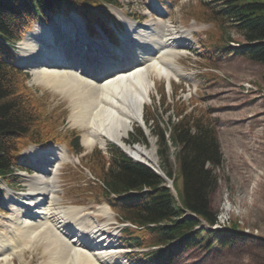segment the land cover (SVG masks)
I'll return each mask as SVG.
<instances>
[{
    "label": "rangeland",
    "instance_id": "1",
    "mask_svg": "<svg viewBox=\"0 0 264 264\" xmlns=\"http://www.w3.org/2000/svg\"><path fill=\"white\" fill-rule=\"evenodd\" d=\"M118 1L124 7L115 9V16L124 15L130 21L134 14L140 16L139 22H144L149 17L150 7L155 3H160L166 10L164 20L170 23L171 27L168 28L170 31L183 29L190 32L191 40L187 43L189 47L179 50V52L185 51L186 55H179L177 61L191 78L181 79L180 82L172 80L171 87H168L163 79L153 77L155 84L150 87V101L144 106L143 117L152 118L154 122L157 120L155 132L167 133L169 131L167 127L176 123L181 117L174 113L175 109L185 102L189 107L187 111L191 109L195 115L201 116L205 123L215 126L221 163L210 170L211 178L216 185L212 186L213 188L208 191L209 194L205 195L209 201L207 206L212 213H215L217 219L230 223L237 221L239 228L250 236L246 242L236 240L233 246H214L208 251L202 248L187 249L182 253L178 264H264V92L261 93L260 99L255 96L254 92L248 93L249 95L245 94L243 98L242 89L239 86L243 80L249 79L258 88L263 87L264 89V67L234 56L233 52L232 54L218 52L213 48H210V51L207 44L208 36L204 33L211 27V23L200 21L191 14V10L198 3L197 0ZM204 1L206 0H201L202 4ZM206 7L209 12L210 7ZM69 13V9H62L57 17L61 16L65 20ZM192 19L196 22L191 23ZM108 23L118 39H121L120 35L125 30L123 23L115 24V26L109 21ZM223 28L231 39L235 41L242 39L230 26L224 25ZM15 52L20 55V58L22 57L16 50ZM19 60L17 57L16 62ZM210 69H215L217 73L215 75L204 74L211 73ZM27 83L41 95L39 98H42L43 106L47 111H51V115L53 114L52 116L59 125L55 135L63 143L55 147L69 146L67 141L63 140L67 131L72 132V135L77 136L78 134L80 151H68V156L65 152L64 163L56 175V188L61 201L58 205L67 208L66 205L75 204L95 218L98 224L107 226L108 221L113 222V217L106 220L100 215L97 205L102 204L103 200L98 201L91 194V181L85 176L82 168H88L84 155L93 151L94 147L95 149L100 148L98 145L86 147L81 144V134L84 129L70 120L72 105L68 97L44 85L33 83L30 77ZM162 91L165 96L164 103L161 101ZM167 104L170 105L169 108ZM50 121L53 122V118ZM137 125H139L138 122L131 125L125 139L126 143L130 145L140 143L148 149L153 143L157 164L170 171L177 181V188L181 189L182 178L179 176V167L176 162V146L169 142L170 147L166 155L161 158L158 150L162 147L158 144V137L145 124L147 131H142V134L146 142L141 141L135 130L138 129ZM108 140L105 141L106 148L108 144H111ZM69 148L72 147L69 146ZM52 150L37 151L41 158L46 151ZM58 150L54 151L59 152ZM37 151L24 150L19 156L20 169H16L13 176H9L7 180L0 179V207L7 205L11 194L20 198V193L25 192L26 182L31 179L26 178L28 174H31L29 169L31 161H35V157L39 159ZM61 151L63 152L64 149ZM33 154L36 155L33 156ZM74 157H78L79 163L73 162ZM32 165L34 166V163ZM90 170L94 177H98L94 170L91 168ZM82 192L86 193L81 195ZM8 212L9 209L0 211V223L5 221L3 216H8ZM108 241L110 242L108 245L124 250L121 241H115L114 237L110 236ZM23 256L24 262H14V264H46L48 254L43 252L42 245L34 244L31 249L24 252ZM119 257L125 264H147L135 253L125 256L120 251Z\"/></svg>",
    "mask_w": 264,
    "mask_h": 264
},
{
    "label": "trees",
    "instance_id": "2",
    "mask_svg": "<svg viewBox=\"0 0 264 264\" xmlns=\"http://www.w3.org/2000/svg\"><path fill=\"white\" fill-rule=\"evenodd\" d=\"M65 1L76 10L88 12L87 7L98 0H0V40L14 43L23 35L33 19L48 8H55ZM112 1V0H110ZM200 3L194 11L199 19L213 22L211 41L226 44L230 40L223 28L230 26L243 38L236 49V55L264 66V0H216ZM210 11L207 12V7ZM205 11V14H203ZM224 30V31H223ZM223 33V35H222ZM224 37L226 39H224ZM10 49L0 41V175L10 174L14 165V155L25 143H43L57 140L56 119L47 111L41 96L26 85V75L6 62ZM164 98L162 99V102ZM169 108V106L167 107ZM181 117L170 124V141L176 146V162L182 178L178 190L180 206L192 213L183 216V210L164 186L162 179L150 169L134 163L115 146L108 147V158L100 150H94L87 158V164L99 175L102 184L97 192L108 197L110 192L124 194L118 199H110L112 207L141 229L125 230V243L135 246H164L149 253L152 264H178L187 249L210 250L217 246H233L236 240H245L246 235L231 230H206L199 227L201 221L213 224L215 213L207 206L205 195L214 184L212 167L221 163L215 126L205 123L192 110L186 111L181 105L175 109ZM53 118V122L50 119ZM154 120V119H149ZM156 121L150 129L159 137L158 150L162 158L169 145L163 133L155 132ZM139 137L145 141L141 131ZM66 139L74 149H79L76 134L67 132ZM209 164V166H208ZM167 174L171 176L170 171ZM176 182V180H175ZM147 191L143 192V189ZM135 190L134 194H126ZM237 221L231 228H239ZM154 223L153 227L147 226ZM177 241L175 244H171Z\"/></svg>",
    "mask_w": 264,
    "mask_h": 264
},
{
    "label": "bare ground",
    "instance_id": "3",
    "mask_svg": "<svg viewBox=\"0 0 264 264\" xmlns=\"http://www.w3.org/2000/svg\"><path fill=\"white\" fill-rule=\"evenodd\" d=\"M71 15L66 25L59 23L58 26L66 33L81 34L84 29L81 19L75 13ZM124 24L120 41L125 48L121 51L125 62L116 72L101 66L86 71L85 75L64 69L62 52L57 49L70 40L57 41L61 43L58 45L52 43V34L58 26L38 23L34 24V31L18 43L22 56L19 64L30 71L33 83L70 99V120L84 129L82 145L105 148V141L109 139L133 159L154 166L157 161L153 143L148 149L140 143L130 145L125 139L131 125L143 121L149 90L155 84L153 77L163 78L168 87L172 78H188L177 57L184 55L185 51L179 50L188 45L184 43L186 39L181 38L188 37L189 33H167L163 45L161 38L166 25H156L149 20L140 25L125 20ZM102 57L105 63L113 62V58ZM100 59L101 56L99 65L105 64ZM58 151H46L38 157L41 160L35 158L32 167L37 171L29 176L27 191L20 193V198L10 195L11 200L9 198L6 205L10 214L4 217L6 222L0 223V264H14L10 254L16 249L23 260L24 252L20 247L29 248L33 244L43 246V252L48 254L46 264H125L119 259L120 250L107 245L108 236L103 235L102 227L93 217L77 205L67 208L58 205L56 175L66 150ZM98 209L109 216L106 204Z\"/></svg>",
    "mask_w": 264,
    "mask_h": 264
}]
</instances>
